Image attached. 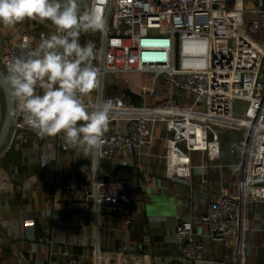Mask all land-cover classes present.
Returning <instances> with one entry per match:
<instances>
[{
    "label": "built area",
    "instance_id": "obj_1",
    "mask_svg": "<svg viewBox=\"0 0 264 264\" xmlns=\"http://www.w3.org/2000/svg\"><path fill=\"white\" fill-rule=\"evenodd\" d=\"M92 9L103 27L83 33L90 36L85 43L95 44L100 70L97 96L90 102L111 101L110 123H116L105 133L100 153L89 155L88 168L78 175L95 221L103 212H127L135 186L122 177H102L103 161L119 155L118 162L126 166L128 156L151 144L161 128L166 132L160 155L166 178L190 185L192 153L205 151L211 161L219 160L222 130L229 136L226 154L238 155L233 164L237 178L221 188L198 222L211 242L233 247L232 256L224 255L231 264H249V233L255 227L247 212L264 202V36H257L264 33V0H87L84 11ZM42 36L47 38L40 31L32 41L23 32L9 42L0 54L2 67L7 71L13 58L35 50ZM106 75L124 77L141 92V104H130L122 93L105 94ZM131 76L156 78L165 94H155L157 82H132ZM150 93L156 95L151 102ZM186 93L193 96L189 105L183 104ZM200 104L204 109L196 108ZM14 129H28L17 102ZM175 236L181 264H197L203 244L192 220L180 221ZM92 248L90 260L71 256L64 264H100L96 240Z\"/></svg>",
    "mask_w": 264,
    "mask_h": 264
},
{
    "label": "crops",
    "instance_id": "obj_2",
    "mask_svg": "<svg viewBox=\"0 0 264 264\" xmlns=\"http://www.w3.org/2000/svg\"><path fill=\"white\" fill-rule=\"evenodd\" d=\"M40 31L50 37L56 28L49 21L28 19L14 28L0 25V54L21 33H30L34 41ZM91 37L97 39L96 35ZM80 43L85 44L82 39ZM121 78L106 75L104 93L121 95L129 87ZM129 89L139 91L131 85ZM163 92L157 84L155 94ZM155 94H148L147 101H153ZM96 96L97 89L84 98L85 102ZM183 97V104H190V95ZM115 127L111 122L108 132ZM220 134L224 153L219 160L211 161L205 151L192 153L190 185L166 178L160 158L166 132L161 128L151 144L128 156L126 166L118 162L119 155L103 161L99 169L102 177H122L135 186L127 212H103L96 222L78 187L79 172L88 168L89 155L68 147L62 133L40 138L30 129H12L0 153V264H64L71 256L90 260L95 240L100 247V264H181L175 227L183 220H192L203 244L197 264H231L224 255L232 256L233 247L211 242L206 226L198 222L221 188L231 187L237 178L233 164L238 155L226 154L229 136L222 130ZM154 211L159 215L150 214ZM247 217L255 229L249 233L251 251L246 262L264 264V202L253 204Z\"/></svg>",
    "mask_w": 264,
    "mask_h": 264
},
{
    "label": "clouds",
    "instance_id": "obj_3",
    "mask_svg": "<svg viewBox=\"0 0 264 264\" xmlns=\"http://www.w3.org/2000/svg\"><path fill=\"white\" fill-rule=\"evenodd\" d=\"M26 19L49 21L56 32L8 63L7 82L23 124L40 138L62 133L68 147L95 157L109 130L112 104L85 103L98 88L100 70L93 64L95 44L82 45L80 35L100 31L103 20L94 9L82 12L78 0H0V25L14 28Z\"/></svg>",
    "mask_w": 264,
    "mask_h": 264
},
{
    "label": "water",
    "instance_id": "obj_4",
    "mask_svg": "<svg viewBox=\"0 0 264 264\" xmlns=\"http://www.w3.org/2000/svg\"><path fill=\"white\" fill-rule=\"evenodd\" d=\"M63 2V0H62ZM0 91L2 94L3 110L0 119V153L5 149L9 142V138L13 129V123L16 113V101L13 100L11 88L7 82V71L2 67L0 62ZM139 91L133 89H124L122 94L127 97L130 104H141V96ZM150 212L152 215L158 213Z\"/></svg>",
    "mask_w": 264,
    "mask_h": 264
},
{
    "label": "rangeland",
    "instance_id": "obj_5",
    "mask_svg": "<svg viewBox=\"0 0 264 264\" xmlns=\"http://www.w3.org/2000/svg\"><path fill=\"white\" fill-rule=\"evenodd\" d=\"M86 2H87V0H78V4H79V7H80V10L82 11V12H84V6H85V4H86ZM259 38L260 37H263L264 36V33L263 34H258L257 35ZM80 39H82V42H86V40H87V38L85 39V37H83V35H80ZM97 41V40H96ZM123 78V77H122ZM121 78V79H122ZM125 79V78H124ZM131 81L133 82V81H135V82H142V81H144L145 83L146 82H148L150 85H152L153 83L155 84L156 82H157V84H159V83H161L160 81H158L156 78H154V77H149V78H147L146 76H142V77H136V76H134V77H131ZM149 79V80H148ZM126 88V87H125ZM187 94V96H188V94L190 95V97H188L189 98V101H190V104H191V102H192V100H193V96L190 94V93H186ZM176 98H178V96L176 95L175 96ZM178 101H179V99H177ZM189 105V104H188ZM196 108L197 109H204V105L203 104H200V105H198V106H196ZM2 110H3V102H2V97H1V91H0V117H1V115H2ZM236 112L238 113H240L241 112V110H240V108H238V107H236Z\"/></svg>",
    "mask_w": 264,
    "mask_h": 264
}]
</instances>
